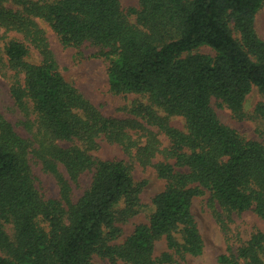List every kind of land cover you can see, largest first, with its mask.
Listing matches in <instances>:
<instances>
[{
  "label": "trees",
  "instance_id": "16d2710c",
  "mask_svg": "<svg viewBox=\"0 0 264 264\" xmlns=\"http://www.w3.org/2000/svg\"><path fill=\"white\" fill-rule=\"evenodd\" d=\"M263 7L264 0H138L126 8L120 0H0V62L19 114L14 123L0 112V264H188L204 252L192 204L206 193L227 242L218 264H264V229L244 238L230 226L246 212L264 222V140L224 124L214 107L264 128V102L245 111L254 88L264 95L256 30ZM43 25L78 54L96 48L112 92L145 100L123 117L104 115L62 74ZM102 143L119 145L164 181L148 221L125 237L147 182L125 161L96 156ZM36 167L55 179V196L43 191ZM85 174L89 183L76 196L72 185Z\"/></svg>",
  "mask_w": 264,
  "mask_h": 264
},
{
  "label": "rangeland",
  "instance_id": "374dc122",
  "mask_svg": "<svg viewBox=\"0 0 264 264\" xmlns=\"http://www.w3.org/2000/svg\"><path fill=\"white\" fill-rule=\"evenodd\" d=\"M120 2L125 8L138 6V0H120ZM43 28L62 74L104 115L116 118L123 117L126 106H130L134 101L141 102L145 100L141 95L132 93L116 94L110 90L107 63L101 58L94 57L93 54L96 48L85 45L81 48V54H78L76 48L64 47L47 25H43ZM256 30L264 40V7L256 16ZM199 52L213 54L208 47H202ZM9 87L8 75L0 62V112L16 123L19 119V114L15 112ZM259 102H264V95L254 88L247 96L245 111L252 113ZM214 107L219 119L224 124L236 129L249 139L264 140V135L261 134L264 128L261 131L258 130L257 120L248 118L237 120L227 108L218 106L216 102ZM173 124L176 127H182L183 119L181 117H173ZM17 130L20 134L26 135V132L21 127L17 126ZM95 155L102 159L125 161L131 166V171L136 181L147 182L141 194V201L144 205L143 210L124 227L125 237L133 231L135 224L148 221L152 198L164 189V181L158 178L153 167H143L135 158L126 154L119 145L102 143L101 148ZM36 171L44 187L43 191L55 196L58 193V185L55 179L51 175L43 173L40 167H36ZM89 179L90 176L88 174L82 175L80 181L72 185L74 195L79 196L82 193L89 183ZM208 196L209 194L206 193L197 197L192 204V211L200 226L205 248L203 254L190 259L188 264H218V256L226 249V237L212 214ZM230 226L232 232L235 234L240 233L244 238H247L255 228L264 229V222L253 212H246L241 215H234ZM164 249L165 242L162 240L158 242L156 251L160 253ZM93 264L112 263L106 259L94 257Z\"/></svg>",
  "mask_w": 264,
  "mask_h": 264
}]
</instances>
